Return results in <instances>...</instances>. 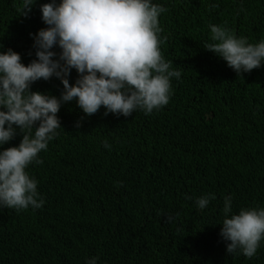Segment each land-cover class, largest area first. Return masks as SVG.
Masks as SVG:
<instances>
[{"label":"trees","instance_id":"trees-1","mask_svg":"<svg viewBox=\"0 0 264 264\" xmlns=\"http://www.w3.org/2000/svg\"><path fill=\"white\" fill-rule=\"evenodd\" d=\"M47 2L36 0L25 17L21 0H0V51L19 52L25 64L36 58L30 33L47 27ZM153 3L165 8L161 54L181 72L169 103L127 117L105 115L103 106L88 116L63 103L43 162L27 168L43 206L0 207V264H264V240L251 258L227 254L218 224L226 196L233 213L264 207V64L238 74L204 47L214 42L210 25L264 40V0ZM77 77L73 69L70 83ZM31 88L57 97L64 90L55 76ZM206 194L216 198L200 210L195 200Z\"/></svg>","mask_w":264,"mask_h":264},{"label":"clouds","instance_id":"clouds-1","mask_svg":"<svg viewBox=\"0 0 264 264\" xmlns=\"http://www.w3.org/2000/svg\"><path fill=\"white\" fill-rule=\"evenodd\" d=\"M35 4L21 0V14L27 17ZM40 11L47 27L30 33L36 58L25 64L19 52L0 51V207L17 211L43 206L27 168L43 162L39 153L61 127L57 114L63 103L75 101L88 116L102 106L105 115L151 114L169 103L171 79L181 77L161 54L158 17L165 8L153 0H50ZM210 31L214 42L204 47L238 74L264 64V40L248 43L217 25ZM73 69L78 77L70 83ZM53 76L63 84L59 97L32 90L34 82ZM18 130L20 143L4 148ZM215 198L206 194L195 204L203 210ZM223 213L218 224L227 254L255 256L264 240V207L233 213L232 198L226 196ZM97 262L92 257L85 264Z\"/></svg>","mask_w":264,"mask_h":264}]
</instances>
